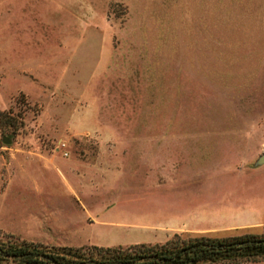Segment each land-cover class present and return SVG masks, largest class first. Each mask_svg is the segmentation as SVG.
Listing matches in <instances>:
<instances>
[{
    "label": "rangeland",
    "instance_id": "obj_1",
    "mask_svg": "<svg viewBox=\"0 0 264 264\" xmlns=\"http://www.w3.org/2000/svg\"><path fill=\"white\" fill-rule=\"evenodd\" d=\"M0 112L1 238L264 234V0H0Z\"/></svg>",
    "mask_w": 264,
    "mask_h": 264
},
{
    "label": "trees",
    "instance_id": "obj_2",
    "mask_svg": "<svg viewBox=\"0 0 264 264\" xmlns=\"http://www.w3.org/2000/svg\"><path fill=\"white\" fill-rule=\"evenodd\" d=\"M7 114L0 112V127ZM264 257V234L180 237L89 248L0 237V264H224Z\"/></svg>",
    "mask_w": 264,
    "mask_h": 264
},
{
    "label": "water",
    "instance_id": "obj_3",
    "mask_svg": "<svg viewBox=\"0 0 264 264\" xmlns=\"http://www.w3.org/2000/svg\"><path fill=\"white\" fill-rule=\"evenodd\" d=\"M2 141H3V142H8V138L5 137V136H3V137H2ZM256 161H257L258 163H262V162H264V148L262 149L261 153H260L259 156L257 157Z\"/></svg>",
    "mask_w": 264,
    "mask_h": 264
},
{
    "label": "crops",
    "instance_id": "obj_4",
    "mask_svg": "<svg viewBox=\"0 0 264 264\" xmlns=\"http://www.w3.org/2000/svg\"><path fill=\"white\" fill-rule=\"evenodd\" d=\"M50 158H51V157H50ZM50 158H48V159L51 160ZM76 197H77L76 200H77L78 202L80 201L79 203H81V204H79V205L81 206V205L83 204V201L81 200V197L78 196V195H76ZM90 211H91L92 214H94V211H92L91 209H90Z\"/></svg>",
    "mask_w": 264,
    "mask_h": 264
},
{
    "label": "built area",
    "instance_id": "obj_5",
    "mask_svg": "<svg viewBox=\"0 0 264 264\" xmlns=\"http://www.w3.org/2000/svg\"><path fill=\"white\" fill-rule=\"evenodd\" d=\"M60 146H63V143L60 144ZM55 149H58V146H55ZM64 155L66 154L65 151L62 152Z\"/></svg>",
    "mask_w": 264,
    "mask_h": 264
}]
</instances>
